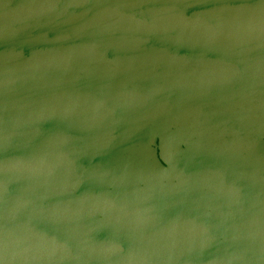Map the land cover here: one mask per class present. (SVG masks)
<instances>
[{"label": "water", "instance_id": "1", "mask_svg": "<svg viewBox=\"0 0 264 264\" xmlns=\"http://www.w3.org/2000/svg\"><path fill=\"white\" fill-rule=\"evenodd\" d=\"M0 264H264V0H0Z\"/></svg>", "mask_w": 264, "mask_h": 264}]
</instances>
